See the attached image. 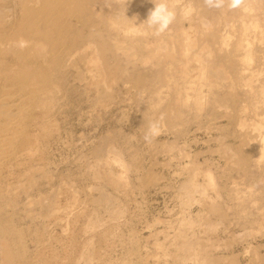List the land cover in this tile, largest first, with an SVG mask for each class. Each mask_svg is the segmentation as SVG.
Returning <instances> with one entry per match:
<instances>
[{
    "label": "rangeland",
    "instance_id": "obj_1",
    "mask_svg": "<svg viewBox=\"0 0 264 264\" xmlns=\"http://www.w3.org/2000/svg\"><path fill=\"white\" fill-rule=\"evenodd\" d=\"M131 1L80 0L85 12L76 22L78 37L64 35L42 56H27L30 68L11 51L8 36L0 42V68L6 69L0 107L8 112L0 115V264H200V245L214 254L234 251L243 263L259 244L264 253V176L254 165L240 174L230 158L254 132L252 121L249 128L228 124L233 109L213 97L234 89L227 87L230 79L210 76L204 60L221 55L241 66L237 18L255 15V6L243 0L233 10L226 0L223 9H210L204 0H168L177 18L157 37L134 27L155 0ZM21 2L0 0V26L17 20ZM225 26L230 31L222 39ZM252 28L255 43H264L263 21ZM29 70L50 78L42 83L38 77V87ZM153 122L161 133L146 142ZM190 177L197 186L191 196L181 190ZM182 236L196 240L195 251H188L196 258L184 260Z\"/></svg>",
    "mask_w": 264,
    "mask_h": 264
},
{
    "label": "bare ground",
    "instance_id": "obj_2",
    "mask_svg": "<svg viewBox=\"0 0 264 264\" xmlns=\"http://www.w3.org/2000/svg\"><path fill=\"white\" fill-rule=\"evenodd\" d=\"M138 1V0H135ZM179 1V0H178ZM247 2L251 1V3L255 6V10H257L256 14L254 15H250L248 13H243L239 18H237V21L240 23L239 26V31L240 32V43L238 44V46H241L242 51L239 50V52H242V64L241 66H237V64H235L233 62H228L227 59H225L223 56L221 55H215V57L211 58L209 55H206L205 60V67L209 66V75L212 77L217 78L219 81H225L227 79H230V84L227 87H231L234 89L233 92H230L229 90L226 93H217L213 98L214 101L216 103H218L219 105H224L226 108H231L233 109L231 112V117H230V121L228 122V124L231 125H237L240 128H244L246 127L250 121H252V125H253V130L254 132L252 134H250L249 132H247V134L244 135V138L241 140V142L237 145L234 146V148L231 149L232 153L230 154V158L231 160H233L234 158V164L239 168V172L242 175H247L248 173V168L249 166H256L257 169H260V176H264V43L260 42V43H255L256 41V36L253 35L251 36V26L255 29L259 26V23L261 21H263L264 24V0H245ZM132 3L133 0L131 1ZM171 2V0H170ZM174 2V1H173ZM176 2V1H175ZM21 4V8H20V12H19V16L17 18V20L15 22H13V24H11L9 27L8 26H0V42L3 41V38H5L6 36L9 37V39L7 41V44H10V49L12 52L16 53L17 55H20V59L23 60L22 62H26V58L27 56H42V54L47 51L46 49H50L51 47L59 44V41L61 40V38L64 35H69V37H78L79 35V31L76 29V22L80 19H82L84 16H82V14L85 12L84 11V7L80 6L81 2L80 0H22ZM247 4V3H246ZM77 5V6H76ZM245 11V10H244ZM250 11V10H249ZM254 11V10H253ZM236 11L233 12V14L236 15ZM126 20L128 18H125ZM124 19V21H125ZM132 20V19H131ZM233 20V18H232ZM122 21V20H121ZM137 21V20H136ZM127 22H129L127 20ZM226 22H231L230 20L226 21ZM126 23V21H125ZM203 23L205 24H209L208 21L205 20V18H203ZM117 24V23H116ZM124 24V23H123ZM130 24V23H129ZM194 24V23H193ZM225 25L229 26L231 25L230 23H226ZM191 27V26H190ZM252 28V29H253ZM143 29V28H141ZM185 30H189L188 26L187 28H185ZM140 31V28H139ZM227 27L225 26V33L220 34L222 39H226L225 34L228 33ZM146 32V31H145ZM2 33V34H1ZM191 34V33H190ZM71 35V36H70ZM195 35V34H192ZM4 36V37H3ZM263 36V35H262ZM228 37V36H227ZM192 38V37H191ZM189 38V39H191ZM195 38V37H194ZM213 38V37H212ZM211 41L209 42H212ZM262 38V37H261ZM23 39L25 41H28V46L25 48H20L18 46V42ZM68 39V38H67ZM193 39V38H192ZM194 40V39H193ZM196 41V40H195ZM90 43V42H89ZM95 43V42H94ZM93 43V44H94ZM193 43L195 44V42L193 41ZM192 43V44H193ZM206 43V42H205ZM88 44V43H87ZM86 44V45H87ZM92 44V43H91ZM190 44V43H189ZM188 44V45H189ZM95 45V44H94ZM85 46V45H84ZM96 46V45H95ZM194 46V45H193ZM224 46H226L224 44ZM189 47V46H188ZM201 47H205L206 46H202ZM83 48V47H82ZM157 48V47H156ZM194 48V47H193ZM200 48V47H199ZM210 48V47H209ZM96 49V48H95ZM165 49V48H164ZM192 49V48H191ZM190 50V49H189ZM203 50L206 52V49L203 48ZM202 50V52H203ZM77 51V50H76ZM156 51V50H155ZM188 51V50H187ZM199 51V50H198ZM207 51H208V47H207ZM189 52V51H188ZM197 52V51H196ZM210 52V50H209ZM208 52V53H209ZM237 52V53H239ZM47 53V52H45ZM99 53V51H98ZM201 54V52H199ZM236 53V52H235ZM193 54V53H192ZM212 54V53H211ZM231 55V53H229ZM46 55V54H45ZM195 55V54H193ZM212 55V56H214ZM199 56V55H198ZM98 58V56H96ZM203 57V56H202ZM18 59V58H16ZM20 60V61H21ZM102 60V59H101ZM99 60V61H101ZM33 61V60H32ZM240 61V62H241ZM19 62V61H18ZM2 62L0 61V64ZM37 63V62H36ZM27 64V62H26ZM38 64V63H37ZM36 65V64H35ZM101 66V64H99ZM21 66V65H20ZM23 64H22V68H23ZM30 68L31 65L27 64L25 65V67ZM103 66V65H102ZM26 67V68H27ZM39 67V66H38ZM36 69H34L33 71L36 73L38 71V68L35 67ZM207 68V67H206ZM0 73L4 72L6 69H4L3 67L0 68ZM42 69V68H41ZM228 69L230 70L229 75L227 73ZM22 70V69H21ZM26 70V69H25ZM32 71V70H31ZM30 70L28 72L29 76L32 73ZM18 72V71H17ZM26 72V71H25ZM31 72V73H30ZM33 72V74H34ZM40 73H38L37 75H33L30 77H33V81H36V83H38V87H39V80L43 77L42 79V83L47 82L49 80V76H47L46 72H44L43 70L39 71ZM92 72V71H91ZM90 72V73H91ZM5 74V73H4ZM8 73L6 72L5 75H7ZM27 74V75H28ZM104 74V73H103ZM14 75V74H13ZM102 75V74H101ZM106 75V74H105ZM192 76V75H191ZM23 77V75H21V78ZM104 77V75H103ZM20 78V76H19ZM20 78V79H21ZM29 78V77H28ZM101 78V77H100ZM227 78V79H226ZM4 79V78H3ZM19 79V80H20ZM30 79V78H29ZM113 79V77L111 78ZM31 80V79H30ZM28 80V82L30 81ZM38 80V82H37ZM97 80V79H96ZM104 80V79H103ZM4 82L6 81L5 79L3 80ZM17 81V80H16ZM21 81V80H20ZM113 81V80H111ZM23 82V81H21ZM103 82V81H102ZM208 82V81H207ZM227 82H229L227 80ZM31 83V82H30ZM35 84H31V86L36 85ZM106 83V81H105ZM203 83V82H202ZM221 83V82H220ZM225 83V82H224ZM223 83V85H224ZM110 84V83H109ZM108 84V86H109ZM55 85V84H54ZM26 86V85H24ZM209 86V84H208ZM216 86V85H215ZM13 87V86H12ZM46 87V86H45ZM110 87V86H109ZM108 87V88H109ZM207 87V86H206ZM217 87V86H216ZM226 87V86H224ZM107 88V89H108ZM222 88V86H221ZM9 89V88H8ZM223 89V88H222ZM242 89V90H241ZM3 90V88H2ZM20 90V89H19ZM43 90V89H42ZM46 90V89H45ZM209 90V88H208ZM4 91V90H3ZM240 91V92H239ZM7 93V91H6ZM241 93V94H240ZM9 94V93H7ZM31 95V94H29ZM196 95V94H195ZM3 96V95H2ZM28 96V95H27ZM26 96V97H27ZM9 98V97H8ZM12 98V97H10ZM9 98V99H10ZM27 99H29V96L27 97ZM35 99V98H34ZM31 100V99H30ZM21 101V100H20ZM24 101V100H23ZM18 102V101H17ZM54 102V101H53ZM58 103V102H57ZM228 103V104H227ZM16 104V103H14ZM3 105V104H2ZM1 105V107H2ZM27 105V104H26ZM51 105V104H50ZM5 107V104L3 105ZM43 106V105H42ZM0 107V115H6L8 112L2 110ZM25 107V106H24ZM27 107V106H26ZM44 107V106H43ZM18 108V107H17ZM29 108V107H28ZM223 108V107H222ZM24 109L23 107L21 108V110ZM9 111V109H8ZM11 111V110H10ZM17 112H21L18 111ZM25 113V112H24ZM13 114V113H11ZM9 114V117H12L13 115ZM16 114V113H14ZM8 115V114H7ZM11 115V116H10ZM48 115V114H47ZM26 116V115H25ZM24 116V117H25ZM3 117V116H2ZM21 117V116H20ZM27 117V116H26ZM256 118H259L258 121H255ZM8 119V118H7ZM10 120V118H9ZM2 121V120H1ZM0 121V122H1ZM12 121V120H11ZM6 122V121H5ZM14 122V121H13ZM16 126H18L17 124L19 122L15 121L14 122ZM17 123V124H16ZM10 124V123H9ZM1 125V124H0ZM4 125V124H3ZM2 125V126H3ZM13 125V124H12ZM11 125V126H12ZM13 125V126H15ZM9 126V125H8ZM8 126L4 125V129L6 131V128ZM23 126V125H22ZM15 128V127H13ZM12 128V130H13ZM249 128V125H248ZM2 129V127H1ZM4 129H2L4 131ZM17 129V128H16ZM246 129V128H245ZM10 130L11 129H7ZM20 130V128L18 129ZM248 130V129H247ZM129 131V130H128ZM2 132V131H1ZM0 132V133H1ZM9 132V131H8ZM15 133L17 131H14ZM6 133V132H5ZM11 133V132H9ZM13 133V132H12ZM14 133V134H15ZM21 133H19L20 135ZM1 135V134H0ZM4 135V134H3ZM6 135V134H5ZM17 135V134H16ZM7 136V135H6ZM5 136V137H6ZM9 136V135H8ZM2 137V136H1ZM220 137V136H219ZM133 138V137H132ZM196 138V137H195ZM4 139V138H3ZM8 139V138H7ZM185 139V138H184ZM2 140V139H1ZM31 140V139H29ZM33 140V139H32ZM31 140V141H32ZM5 141V140H4ZM30 141V143H31ZM3 143V142H2ZM0 142V151H4L3 150V146ZM13 143V142H12ZM35 143V141H34ZM10 144V142L8 143ZM116 144V143H115ZM191 144V143H190ZM26 145V144H25ZM35 147V144H33ZM113 145V142H112ZM11 146V145H10ZM13 146V145H12ZM116 146V145H115ZM115 146L113 148H115ZM33 147V148H34ZM110 147V145H109ZM212 147V146H211ZM229 147V146H228ZM8 148V147H7ZM6 148V150H7ZM108 148V147H107ZM112 150V147H110ZM5 149V148H4ZM32 150V149H31ZM108 150V149H107ZM109 150V151H110ZM117 150V149H113L112 151ZM118 153V152H117ZM177 153V152H176ZM190 153V152H189ZM188 153V155H189ZM8 154V153H7ZM121 154V153H118ZM117 154V155H118ZM191 154V153H190ZM122 156V155H120ZM124 157V155H123ZM100 158V157H99ZM259 158V159H258ZM127 159V158H126ZM132 159V158H131ZM189 160V158L187 159ZM193 160V159H192ZM206 160V158H205ZM197 161V160H196ZM1 162V161H0ZM122 162V161H121ZM127 162V161H126ZM210 162V161H209ZM131 163V162H129ZM126 163V164H129ZM188 163V162H187ZM196 163V162H193ZM1 164V163H0ZM122 164V163H121ZM178 164V163H177ZM200 164V163H199ZM205 164V163H204ZM203 164V165H204ZM96 165V164H95ZM120 165V164H119ZM127 166V165H126ZM131 166H129L128 168L130 169ZM198 167V166H197ZM123 168V167H122ZM209 168V167H208ZM120 170V169H119ZM137 170V169H136ZM197 170V169H196ZM202 170V169H201ZM199 169V171H201ZM210 170V169H209ZM130 171V170H129ZM213 171V170H211ZM216 171V170H215ZM126 172V171H125ZM131 172V171H130ZM202 172V171H201ZM133 173V172H132ZM203 174H206L205 171L202 172ZM211 173V172H209ZM139 174V173H138ZM213 174V173H211ZM218 174V173H217ZM221 174V173H220ZM128 175V173H127ZM184 175V173H183ZM219 175V174H218ZM140 176V175H139ZM219 177V176H218ZM61 178V177H60ZM129 178V177H128ZM186 178V177H185ZM258 178V177H257ZM218 179V178H217ZM139 180V179H138ZM194 179L190 177V179L183 183L182 185V189L184 190L187 194H189L191 196V194H193L194 191L197 190V186L195 185V181H193ZM213 180V179H212ZM60 181V180H59ZM137 181V178H136ZM61 182V181H60ZM134 182V181H133ZM2 183V182H1ZM216 184V183H215ZM218 185V184H217ZM216 186V185H215ZM214 186V187H215ZM242 186V185H240ZM181 187V186H180ZM219 187V186H218ZM249 187V186H248ZM247 187V188H248ZM93 188V187H92ZM217 188V187H216ZM250 188V187H249ZM180 189V188H179ZM220 189V188H219ZM218 189V191H219ZM253 189V187H252ZM248 190V189H247ZM141 192V191H140ZM70 193V192H69ZM239 193V192H238ZM162 194V193H161ZM219 194V193H218ZM143 195V194H142ZM220 195V194H219ZM58 196V195H57ZM71 196V195H70ZM59 197V196H58ZM112 197V196H111ZM185 197V196H184ZM206 197V196H205ZM143 198V197H142ZM188 198V195H187ZM190 198V197H189ZM254 198V197H253ZM185 199V198H184ZM183 199V200H184ZM238 199V198H237ZM240 199V198H239ZM105 200V199H104ZM179 200V199H178ZM183 200H181L183 202ZM107 201V200H106ZM115 201V200H114ZM113 201V202H114ZM180 201V200H179ZM188 201V200H186ZM185 201V202H186ZM190 201V200H189ZM192 201V200H191ZM100 203V202H99ZM189 203V202H188ZM113 204V203H112ZM111 204V206H112ZM182 204V203H181ZM184 204V203H183ZM186 204V203H185ZM189 205V204H188ZM107 206V205H106ZM172 206V205H171ZM174 206V204H173ZM70 207V206H69ZM89 207V206H88ZM118 207V206H117ZM150 207V206H149ZM169 207V206H168ZM61 208V207H60ZM84 208V207H83ZM96 208V207H95ZM125 208V207H124ZM73 209V208H72ZM116 209V208H115ZM118 209V208H117ZM183 208H181L182 210ZM105 210V209H104ZM122 210V209H121ZM236 210V209H235ZM120 211V210H119ZM116 211V212H119ZM167 211V210H166ZM170 211V210H168ZM107 212V211H106ZM123 212V211H122ZM86 213V212H84ZM92 213V212H90ZM97 213V212H96ZM181 213V212H180ZM197 213V212H196ZM195 213V214H196ZM199 213V212H198ZM201 213V212H200ZM199 213V214H200ZM241 213V212H239ZM119 214V213H118ZM121 214V212H120ZM157 214V213H156ZM104 215V214H102ZM112 215V214H110ZM116 215V213L114 214ZM178 215V214H176ZM190 216V214H189ZM253 216V215H251ZM95 217V216H94ZM144 217V216H142ZM192 216H190L191 218ZM196 217V216H195ZM255 217V216H254ZM260 217H262L264 219V213L260 215ZM115 218V217H114ZM120 218V217H119ZM162 218V217H161ZM201 218V217H200ZM96 219V218H95ZM108 219V218H107ZM110 219V218H109ZM108 219V222H109ZM251 219H253L251 217ZM255 219V218H254ZM257 219V218H256ZM146 220V219H145ZM155 220V219H154ZM157 220V219H156ZM169 220V218H168ZM201 220V219H200ZM260 220V219H257ZM262 220V219H261ZM101 221V220H100ZM105 221V220H104ZM112 221V220H111ZM159 221L161 222V220L159 219ZM163 221V220H162ZM192 221V220H191ZM252 221V220H250ZM92 222V221H91ZM153 222V221H152ZM157 222V221H155ZM176 222V221H175ZM213 222V221H212ZM217 222V220H216ZM101 223V222H100ZM110 223V222H109ZM159 223V222H158ZM162 223V222H161ZM170 223V222H169ZM168 223V224H169ZM174 222H172L173 224ZM194 223V221H193ZM197 223V222H195ZM222 223V222H221ZM221 223L219 221V225L221 226ZM98 224V223H97ZM108 224V223H107ZM155 224V223H154ZM160 224V223H159ZM167 224V225H168ZM178 224V223H177ZM190 224H192L190 222ZM189 224V226H191ZM223 224V223H222ZM110 225H114V224H110ZM158 225V224H157ZM156 225V226H157ZM170 225V224H169ZM199 225V224H198ZM204 225V224H203ZM213 225V224H212ZM109 226V224H108ZM147 226V225H145ZM150 226V225H149ZM179 225H177L176 227H178ZM183 226V223H182ZM186 226V225H185ZM194 226V225H193ZM206 226V225H205ZM217 226V225H216ZM152 227V226H151ZM181 227V225H180ZM184 227V226H183ZM201 227V226H200ZM199 227V228H200ZM225 227V226H224ZM91 228V227H90ZM194 228V227H192ZM191 228V229H192ZM104 229V228H103ZM113 229V228H112ZM145 229V228H144ZM261 229V228H260ZM109 230V229H107ZM115 230V229H114ZM150 230V229H149ZM179 230V229H178ZM257 230V229H256ZM133 231V230H132ZM142 231V230H141ZM168 231V230H167ZM173 231V229H172ZM182 231V230H181ZM194 231V230H193ZM259 231V230H258ZM195 232V231H194ZM247 232V231H246ZM249 232V231H248ZM251 232V231H250ZM132 233V232H131ZM165 233V232H164ZM179 233V232H178ZM177 233V234H178ZM254 233V232H253ZM135 234V233H134ZM138 234V233H137ZM169 234V233H165ZM186 234V235H185ZM201 234V233H200ZM230 234V233H229ZM163 235V236H165ZM183 235V234H181ZM194 235V234H191ZM251 235V233H250ZM169 235H166V237ZM184 236L189 237V235H187V232L184 233ZM182 236V238H184L185 240L180 242V244H178L180 246V248L182 249V251L180 252H185V256L183 253L182 256L183 258H186L184 260H188L189 257H193L192 254H194V258L195 257V252L193 253H188V251H195L192 250L195 248V245L193 243V241L196 240H189L192 242H189L188 240H186V237ZM227 236V235H226ZM110 237V236H109ZM203 237V236H201ZM208 237V236H207ZM229 237V236H228ZM157 238V237H156ZM182 238L180 237V239L182 240ZM191 238V237H190ZM194 238V237H193ZM196 238V237H195ZM194 238V239H195ZM259 238V237H258ZM110 239V238H109ZM163 239V238H162ZM161 239V240H162ZM165 239V238H164ZM163 239V240H164ZM174 239V238H173ZM177 239H179V235L177 237ZM189 239V238H188ZM197 239V238H196ZM112 240V239H111ZM208 240V239H207ZM137 241V240H136ZM156 241V240H155ZM175 241H177L175 239ZM174 240L170 241V242H174L176 243ZM198 241V240H197ZM200 241V240H199ZM204 241V240H203ZM206 241V238H205ZM212 242V238L210 240ZM222 241V240H221ZM228 241V240H227ZM219 242V240H218ZM97 243V242H96ZM182 243V244H181ZM191 243H193L192 245L194 246L192 248ZM200 243V242H199ZM197 242V244H199ZM111 244V243H110ZM177 244V243H176ZM174 244V245H176ZM163 245V244H162ZM160 245V246H162ZM177 245V249L179 248ZM206 245V244H205ZM212 245V244H211ZM232 245V244H230ZM228 245V246H230ZM247 245V244H246ZM112 246V245H111ZM137 246V245H136ZM166 246V245H165ZM170 246V245H169ZM168 246V247H169ZM173 247V245H171ZM217 246V245H216ZM224 246V245H223ZM233 246V245H232ZM260 246L262 245H257L255 247L254 250V254L253 256L250 258V262L247 263H243V261L241 259H239V257L234 254V251L230 252L226 249L227 254L223 253H218V254H214L213 252H209L210 250H208V248H206V246H201L200 245V250L198 252L197 256L199 258H201V261H199V259H194L199 261V263L202 264H264V253L260 250ZM143 248V247H142ZM211 248V247H210ZM209 248V249H210ZM217 248V247H216ZM139 249V248H138ZM166 249V248H165ZM175 249V248H174ZM189 251V252H190ZM197 251V250H196ZM176 252V251H175ZM188 254H187V253ZM144 253V252H143ZM178 253V252H177ZM176 253V254H177ZM163 254V253H162ZM172 254V253H171ZM182 254V253H181ZM191 255L188 257V255ZM165 255V254H164ZM169 255V254H168ZM175 255V254H173ZM178 255V254H177ZM140 256V255H139ZM161 256V255H160ZM167 256V255H166ZM176 258V256H174ZM139 258V257H138ZM161 258V257H160ZM181 258V257H180ZM189 258V259H191ZM179 259V258H178ZM193 259V258H192ZM191 259V260H192ZM193 260V261H194ZM140 261V260H139ZM146 261V260H145ZM167 261V260H166ZM179 261V260H178ZM181 261V260H180ZM192 263V262H190ZM198 263V262H197ZM178 264V263H177ZM196 264V263H195Z\"/></svg>",
    "mask_w": 264,
    "mask_h": 264
},
{
    "label": "clouds",
    "instance_id": "obj_3",
    "mask_svg": "<svg viewBox=\"0 0 264 264\" xmlns=\"http://www.w3.org/2000/svg\"><path fill=\"white\" fill-rule=\"evenodd\" d=\"M206 6L210 9H223L226 6V0H204ZM243 0H227V7L230 9H238L242 6ZM177 11L174 7H171L168 0H159L156 2L154 8L148 13L147 19L141 22L139 25L136 23L134 27L139 29L144 26V30H150L154 36H161L170 30V26L176 21ZM205 26L206 23H205ZM20 48L28 46V41L21 39L18 42ZM161 129L158 122L149 124L148 131L144 135L146 142H151V139L159 136ZM259 159V158H258Z\"/></svg>",
    "mask_w": 264,
    "mask_h": 264
}]
</instances>
